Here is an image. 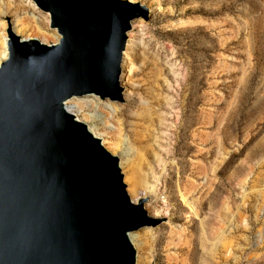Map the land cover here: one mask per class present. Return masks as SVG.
Wrapping results in <instances>:
<instances>
[{
  "label": "rangeland",
  "instance_id": "rangeland-1",
  "mask_svg": "<svg viewBox=\"0 0 264 264\" xmlns=\"http://www.w3.org/2000/svg\"><path fill=\"white\" fill-rule=\"evenodd\" d=\"M131 1L144 15L128 33L121 99L87 97L77 116L154 218L134 232L137 262L264 264V0ZM9 29L58 39L31 0H0V63Z\"/></svg>",
  "mask_w": 264,
  "mask_h": 264
},
{
  "label": "water",
  "instance_id": "water-1",
  "mask_svg": "<svg viewBox=\"0 0 264 264\" xmlns=\"http://www.w3.org/2000/svg\"><path fill=\"white\" fill-rule=\"evenodd\" d=\"M37 2L55 5L61 38L47 46L13 36L0 64V264H132L125 231L149 219L140 203L128 202L116 158L59 105L62 97L89 88L76 87L86 77L70 73L72 65H56L54 57L63 47L72 56L77 13L95 7L94 20L114 29L111 68L104 69V80L114 85L126 18L142 13L141 6L125 0ZM55 72L56 80L44 81Z\"/></svg>",
  "mask_w": 264,
  "mask_h": 264
},
{
  "label": "bare ground",
  "instance_id": "bare-ground-1",
  "mask_svg": "<svg viewBox=\"0 0 264 264\" xmlns=\"http://www.w3.org/2000/svg\"><path fill=\"white\" fill-rule=\"evenodd\" d=\"M31 1L40 10H42L48 14V16H49V27L51 29H55L56 33L58 34L57 41L54 43H46V42L40 41L37 38H22L19 34L14 32L12 29H9L7 31L8 40L9 39L12 40L13 36H16L22 40L36 39L41 44H45L47 46L57 45L58 42L60 41L61 33L58 31L59 25H58L57 21L52 16V14L54 13L53 8L55 7V5L50 3L47 6H44L43 4L37 2V0H31ZM125 1L128 3H132V4L139 3V1H131V0H125ZM95 5H96L98 12H103V10L100 7L98 8L97 3ZM139 5L141 6L143 4L139 3ZM92 8H90L89 6H84L77 13V16H78L77 18H78L79 23H77V25L73 27V31H74V33L76 32V34H78L79 42L77 43L76 47L75 46L72 47V50H73L72 56H74V55L75 56L72 58V56H70V54H69L70 51H68L67 49H64V47H63L61 50L57 51L58 53L54 57L56 65L61 66L62 64L67 63L68 66L72 65L74 67L73 68L74 70L70 73L75 74V75L77 73H79V76L86 77L85 79L81 80V83H79L78 85H75L76 87H83V88H89V89H85V90L79 91V92L76 91V92L70 93L69 95H67L65 97H62L59 100V105L61 106L62 110L70 116V118L73 121L81 123L84 126L86 132H88V134L92 138L98 140L101 147L106 152H108L109 155L114 156L116 158L117 169H118V172L120 175V182L123 185V191L125 193V196L127 197L128 202L132 205H136V204L140 203L143 211L146 214V217L148 219L153 220L154 218L149 216L146 209L144 208V204L142 202L143 198L137 199L136 197L129 195V193L127 191L126 183L124 182V176H123V172L121 170L119 157L117 155L111 153L102 144L101 138L99 136H97V134H95L92 131L91 127H89L87 123L82 121L77 116L78 112L83 111V109L89 104L87 97H89L91 99H97L98 97H100L102 99L108 97L112 100L121 99L120 87H119V81L120 80L119 79H120L122 70L125 68V65L127 63V59H128L127 50L131 49V47L134 44V40L131 39L129 41L130 44L126 45L127 41H128V33L132 29V24L139 26L140 24H142L143 21L141 18H138L141 15H136V16L126 18L127 28L123 32V40L121 42L119 52H118L117 71H116V76H115V80H114L115 88L112 89L114 87V85H111V83H110L111 81H109L108 79L106 81L104 80V75H106V72H104V69L105 68L106 69L111 68V59H112V53H113V48H114L113 45L115 42V35L113 33L114 29H112V25L110 24V21L108 19H107V22H109V24H110L109 27L105 26V24H102V22L99 23L100 21H95L94 17H93L94 13H92L93 11H91ZM94 8H93V10H94ZM113 9L115 10V9H117V7L113 6ZM95 12H97V11L95 10ZM105 14H106V12H103V15H105ZM108 16L109 15L106 14L107 18H108ZM110 36H111V46L113 48H111L109 50L108 41H109ZM67 38H68V32H67ZM6 52H7V54H6V58H7V55H8V49L7 48H6ZM6 58L4 60H6ZM57 76H58L57 72L52 73L51 75L46 77V79H48V80L45 79L44 81H53V80H49V79L56 80L55 77H57ZM65 82H67V80H65ZM48 83H51V82H48ZM101 93H102V95H101ZM129 96L130 95H126V93H122V97L125 101H126L127 97H129ZM122 107H125V105ZM114 109L116 110V107H114ZM114 145H116V141L114 142ZM174 165L175 166H171V168H174L176 173H179L180 166H178V163H176ZM133 171H134L133 168L130 169L126 179H128L130 181V185H129L128 190L134 191L136 189L137 184H136L134 177H133V173H134ZM173 188L181 196V200H184V193L182 192L184 190V187L181 184L179 175L176 178V181H175ZM145 225H147V222L142 223L141 225H138L134 229L125 231V236L127 237V240H128V242H129V244H130V246L134 252L132 264H144L145 263V260H138V262H137V252H136V248L134 247V244H133V241L135 240V238H137L136 234L134 232L136 230H138L139 228L145 226Z\"/></svg>",
  "mask_w": 264,
  "mask_h": 264
}]
</instances>
